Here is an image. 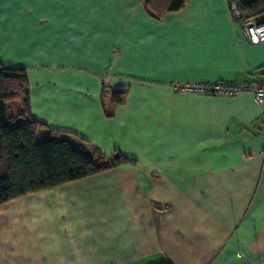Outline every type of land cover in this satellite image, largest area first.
Wrapping results in <instances>:
<instances>
[{"label": "crops", "instance_id": "obj_1", "mask_svg": "<svg viewBox=\"0 0 264 264\" xmlns=\"http://www.w3.org/2000/svg\"><path fill=\"white\" fill-rule=\"evenodd\" d=\"M0 63L26 70L34 120L134 161L3 205L0 264H264V105L173 88L264 87V43L228 0L161 18L142 0H0Z\"/></svg>", "mask_w": 264, "mask_h": 264}, {"label": "trees", "instance_id": "obj_2", "mask_svg": "<svg viewBox=\"0 0 264 264\" xmlns=\"http://www.w3.org/2000/svg\"><path fill=\"white\" fill-rule=\"evenodd\" d=\"M156 18L176 13L189 0H142ZM248 18L264 17V0H240ZM123 93L109 94L110 108L122 102ZM106 115L108 104L103 101ZM134 161L66 132L50 130L34 120L29 110L27 73L0 63V208L16 199L112 171Z\"/></svg>", "mask_w": 264, "mask_h": 264}, {"label": "built area", "instance_id": "obj_3", "mask_svg": "<svg viewBox=\"0 0 264 264\" xmlns=\"http://www.w3.org/2000/svg\"><path fill=\"white\" fill-rule=\"evenodd\" d=\"M228 7L234 27L240 28L250 45L264 43V17H246L236 0H228ZM175 90L190 92L208 97H233L241 93H250L258 105H264V87L257 81L248 84L217 83V84H176Z\"/></svg>", "mask_w": 264, "mask_h": 264}]
</instances>
